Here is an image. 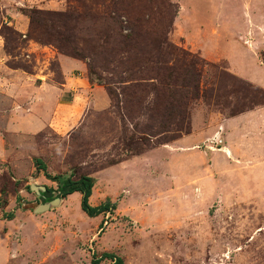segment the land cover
<instances>
[{
    "label": "rangeland",
    "instance_id": "374dc122",
    "mask_svg": "<svg viewBox=\"0 0 264 264\" xmlns=\"http://www.w3.org/2000/svg\"><path fill=\"white\" fill-rule=\"evenodd\" d=\"M170 1L168 41L217 67L203 70L191 133L149 147L146 117L123 118L106 88L123 69L103 49L106 22L84 20L112 0H0V264H264V0ZM28 9L69 54L28 37ZM82 175L109 213L87 216L80 193L35 212L32 185Z\"/></svg>",
    "mask_w": 264,
    "mask_h": 264
},
{
    "label": "trees",
    "instance_id": "16d2710c",
    "mask_svg": "<svg viewBox=\"0 0 264 264\" xmlns=\"http://www.w3.org/2000/svg\"><path fill=\"white\" fill-rule=\"evenodd\" d=\"M112 5L114 12L108 13V16L95 13L93 6L88 5L84 20L90 23L88 30L98 21L106 22V34L103 32L102 35L107 45H103V49L111 46V50L105 53L110 55L109 60L117 61L119 68L123 67L116 88L106 85L114 108L123 112V118L125 116L127 120H134L142 114L146 117L148 123L141 130L139 140L151 141L149 147L168 144L184 134H190V104L209 95L202 87L203 70L217 66L168 41L180 9L176 3L170 0H112ZM24 13L31 20L29 38L54 45L69 54L59 47L58 41L63 38L55 37L57 39L54 40L37 33L36 29L42 31L46 28L45 18L38 17L44 16L40 10L28 9ZM60 17L61 23L68 26L72 21L70 19L76 16ZM65 37L62 42H73L70 36ZM139 143L135 142L137 145L132 150V146L129 148L132 155L142 153ZM36 165L39 170L46 169L41 159L36 160ZM56 179L58 189L47 188L41 196L44 203L53 201L55 192L58 193L56 198L63 199L80 193L81 208L87 216L95 218L111 211L110 200L100 206H92L90 200L96 182L93 177L82 175L78 179L69 178L63 185L60 177ZM7 218L12 220L14 215L10 214ZM104 257L114 259L115 264H123V260L113 254H105ZM93 264H99V260H94Z\"/></svg>",
    "mask_w": 264,
    "mask_h": 264
},
{
    "label": "water",
    "instance_id": "95a60500",
    "mask_svg": "<svg viewBox=\"0 0 264 264\" xmlns=\"http://www.w3.org/2000/svg\"><path fill=\"white\" fill-rule=\"evenodd\" d=\"M69 179L68 176H65V177H62L60 180H61V184L63 185L64 182ZM31 189L36 191L37 194L39 196H42L43 193H45L47 191V188L46 187H38L36 185H32L31 186ZM58 196V193L55 192L54 193V197L55 199L53 201H50V202H47V203H44V204H41L37 209H36V213H42V212H46V211H49L51 210L54 206H56L57 204H59L63 198H56Z\"/></svg>",
    "mask_w": 264,
    "mask_h": 264
}]
</instances>
